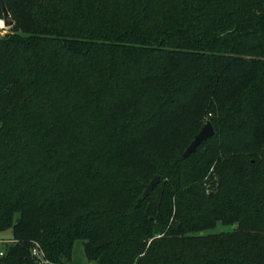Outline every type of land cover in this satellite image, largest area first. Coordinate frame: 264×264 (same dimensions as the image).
Here are the masks:
<instances>
[{"label": "trees", "instance_id": "trees-1", "mask_svg": "<svg viewBox=\"0 0 264 264\" xmlns=\"http://www.w3.org/2000/svg\"><path fill=\"white\" fill-rule=\"evenodd\" d=\"M3 3L0 264H264V0Z\"/></svg>", "mask_w": 264, "mask_h": 264}, {"label": "rangeland", "instance_id": "rangeland-1", "mask_svg": "<svg viewBox=\"0 0 264 264\" xmlns=\"http://www.w3.org/2000/svg\"><path fill=\"white\" fill-rule=\"evenodd\" d=\"M4 12H2V17H0V22H2V24H0V36L4 37L7 32L11 31L12 26H4ZM209 119H207L206 121H208ZM205 121V123H206ZM153 179V177H152ZM151 179V180H152ZM150 183V182H149ZM214 186V181H213V185L212 182L211 184H207L205 191L207 193H209ZM146 189V188H145ZM234 229V225H225L221 222H218L217 226L215 228L212 229H206L203 230L201 233L202 234H215V233H219V232H228L230 230ZM0 238H12V231L11 230H7V231H2L0 232ZM4 248L3 243L0 242V250ZM73 258H74V262L75 264H85L86 262V258H85V252H84V243L82 240L78 239L75 241V247H74V252H73Z\"/></svg>", "mask_w": 264, "mask_h": 264}, {"label": "water", "instance_id": "water-1", "mask_svg": "<svg viewBox=\"0 0 264 264\" xmlns=\"http://www.w3.org/2000/svg\"><path fill=\"white\" fill-rule=\"evenodd\" d=\"M3 11H4V26H12L14 24V20L10 11H8L7 6L3 3ZM201 131L197 133L194 140L190 143L189 147L183 153L184 157H188L190 154L195 153L197 148L201 144L202 141L212 137V135L216 134L215 127L213 123L208 120L204 126L200 129ZM161 178L159 175H155L151 182L146 186L145 191L143 192L144 197H148L151 195V191L160 183Z\"/></svg>", "mask_w": 264, "mask_h": 264}, {"label": "built area", "instance_id": "built-area-1", "mask_svg": "<svg viewBox=\"0 0 264 264\" xmlns=\"http://www.w3.org/2000/svg\"><path fill=\"white\" fill-rule=\"evenodd\" d=\"M7 242V241H4ZM33 255L39 259L40 263L48 262V259L45 258L44 253L42 252L40 244L37 243L33 249ZM4 255L3 250L0 251V256Z\"/></svg>", "mask_w": 264, "mask_h": 264}, {"label": "crops", "instance_id": "crops-1", "mask_svg": "<svg viewBox=\"0 0 264 264\" xmlns=\"http://www.w3.org/2000/svg\"><path fill=\"white\" fill-rule=\"evenodd\" d=\"M11 239L9 238H0V242L1 243H4V241H10ZM2 250V249H1ZM86 258V257H85ZM72 264H75V262H74V258H73V262H72ZM85 264H89V261H88V259L86 258V262H85Z\"/></svg>", "mask_w": 264, "mask_h": 264}, {"label": "snow or ice", "instance_id": "snow-or-ice-1", "mask_svg": "<svg viewBox=\"0 0 264 264\" xmlns=\"http://www.w3.org/2000/svg\"><path fill=\"white\" fill-rule=\"evenodd\" d=\"M0 24H2V22H0Z\"/></svg>", "mask_w": 264, "mask_h": 264}]
</instances>
